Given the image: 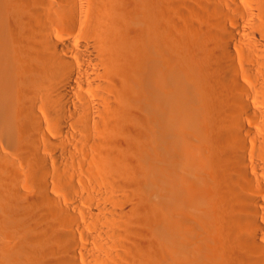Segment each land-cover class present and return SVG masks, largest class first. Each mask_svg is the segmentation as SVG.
I'll use <instances>...</instances> for the list:
<instances>
[{"label": "bare ground", "instance_id": "bare-ground-1", "mask_svg": "<svg viewBox=\"0 0 264 264\" xmlns=\"http://www.w3.org/2000/svg\"><path fill=\"white\" fill-rule=\"evenodd\" d=\"M187 2L185 68L171 0H0V264H264V0Z\"/></svg>", "mask_w": 264, "mask_h": 264}, {"label": "rangeland", "instance_id": "rangeland-1", "mask_svg": "<svg viewBox=\"0 0 264 264\" xmlns=\"http://www.w3.org/2000/svg\"><path fill=\"white\" fill-rule=\"evenodd\" d=\"M172 1H174L173 4H172ZM181 1H182V3H181ZM179 3L182 4L183 6L180 5ZM171 4H172V7H174V9H173L174 13H173V18H172V23H173V26H174V34H176V36H177L176 38H178V37L180 38L181 37L180 38L181 41L185 44V49L184 50H178L175 47V38H174L175 35H174V36H172V39H171L172 49H174L175 57L179 61H182L183 62V66H185V68H186V54L191 52V48H192L191 43H194V40H195V36L193 35L194 30H192V29H194L193 26H195V24H196V22H198V20L194 19V18H191V16H190V18H191L192 21L190 20V18L188 19L189 14L186 12L185 9H186V6H190L191 3H189V2L186 3V0H180V1L179 0H177V1L176 0H171ZM175 7L177 9H175ZM182 7H184L185 9L183 8L184 10H182ZM198 10L200 11L199 8H198ZM179 12L182 13V14H184L186 12L188 14V16H187L186 13H185L186 15L185 14L184 15L187 16V17H185L182 14H181L182 16H180ZM175 17H177V19H175ZM181 17H183V18H181ZM193 19H194V22H193ZM178 24H179V27L177 28ZM185 24H186V26H183ZM180 26L183 27V28H180ZM179 29H181V30L179 31ZM189 46H191V47L188 48ZM188 49H190V50L188 51Z\"/></svg>", "mask_w": 264, "mask_h": 264}]
</instances>
